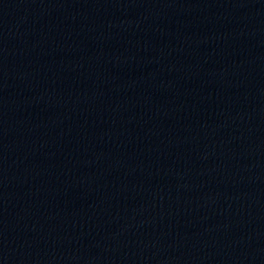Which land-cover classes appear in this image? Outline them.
Listing matches in <instances>:
<instances>
[{
	"label": "water",
	"instance_id": "1",
	"mask_svg": "<svg viewBox=\"0 0 264 264\" xmlns=\"http://www.w3.org/2000/svg\"><path fill=\"white\" fill-rule=\"evenodd\" d=\"M0 264H264V0H0Z\"/></svg>",
	"mask_w": 264,
	"mask_h": 264
}]
</instances>
